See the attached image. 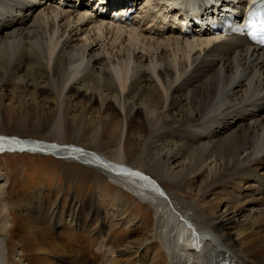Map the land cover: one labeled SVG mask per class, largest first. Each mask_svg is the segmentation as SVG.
Instances as JSON below:
<instances>
[{
  "label": "bare ground",
  "instance_id": "6f19581e",
  "mask_svg": "<svg viewBox=\"0 0 264 264\" xmlns=\"http://www.w3.org/2000/svg\"><path fill=\"white\" fill-rule=\"evenodd\" d=\"M211 1L199 0L205 24L186 28L172 0H123L117 11H131L128 21H116L104 0H0V154L79 163L152 210L139 245L97 244L126 258L107 264H264V48L213 33ZM214 1L244 8L247 0ZM22 147L40 149L12 150ZM138 148V165L128 164ZM5 185L0 264H17L6 234L12 211L26 213L21 242L38 264L44 251L87 264L39 230L41 220L50 230L78 227L77 208H44L41 195L8 206ZM117 215L105 213L90 231L104 237Z\"/></svg>",
  "mask_w": 264,
  "mask_h": 264
},
{
  "label": "rangeland",
  "instance_id": "374dc122",
  "mask_svg": "<svg viewBox=\"0 0 264 264\" xmlns=\"http://www.w3.org/2000/svg\"><path fill=\"white\" fill-rule=\"evenodd\" d=\"M5 133L12 137L40 142L48 141L50 143H55L59 138L58 133L44 134L31 130L28 132L7 130ZM142 146L143 142L140 143V147ZM103 152L109 157L112 155L109 150ZM140 156L141 149L138 148L135 153L129 156L127 163L138 165ZM4 179L6 182H0V187L4 183L6 184L3 191V202L8 206H19L16 199L22 200L23 196L41 195V204L44 208L56 204L64 210L77 208L76 210L80 212L81 216V223L80 225L78 223V227L67 226L50 230L44 225V220H41L43 224L39 230H42L44 237L56 246H69L67 258L71 260L77 258L81 263L107 264V261L113 258L120 262L125 261L126 258L118 255L117 250L99 249L97 244L99 242L108 243L123 240L124 246L139 245L147 234V222L153 217L151 208L137 200L129 192L120 191L118 187L105 179L99 172L79 163H66L53 156L16 152L0 154V181ZM160 183L168 191L175 192L176 189L173 183L163 180H160ZM121 200L126 202L125 206L120 203ZM105 213H110L111 216L116 213L118 214L117 219L111 221L107 227L105 226L104 237L98 238V231L93 233L90 230L96 231L100 227L101 218ZM11 214L10 227L6 233L13 245L11 258L17 264H38L34 261L36 258L33 255L34 253L25 246L24 242H21L25 234L18 226L21 225L26 213L12 211ZM8 216V213H0V218H7ZM34 217H37V215L35 214ZM123 218H129L130 223L122 225ZM68 228L70 229L68 230ZM20 243H23V246H20ZM41 255L44 260L43 264H62L61 258L64 260L66 256L65 253L57 254L49 251L41 252Z\"/></svg>",
  "mask_w": 264,
  "mask_h": 264
},
{
  "label": "water",
  "instance_id": "95a60500",
  "mask_svg": "<svg viewBox=\"0 0 264 264\" xmlns=\"http://www.w3.org/2000/svg\"><path fill=\"white\" fill-rule=\"evenodd\" d=\"M39 149L40 148H24V147H22V148H12V150H14V151H19V150H22V151H39ZM3 150H8V149H3ZM44 151H47L46 149H43ZM42 150V151H43ZM49 151V150H48Z\"/></svg>",
  "mask_w": 264,
  "mask_h": 264
},
{
  "label": "snow or ice",
  "instance_id": "6c2138e0",
  "mask_svg": "<svg viewBox=\"0 0 264 264\" xmlns=\"http://www.w3.org/2000/svg\"><path fill=\"white\" fill-rule=\"evenodd\" d=\"M262 27H264V24H262Z\"/></svg>",
  "mask_w": 264,
  "mask_h": 264
}]
</instances>
